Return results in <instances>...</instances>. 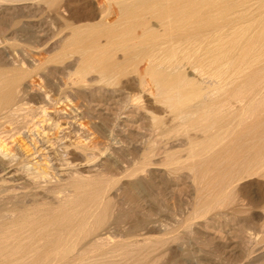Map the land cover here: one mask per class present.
<instances>
[{
	"label": "bare ground",
	"instance_id": "6f19581e",
	"mask_svg": "<svg viewBox=\"0 0 264 264\" xmlns=\"http://www.w3.org/2000/svg\"><path fill=\"white\" fill-rule=\"evenodd\" d=\"M83 1L76 6L73 0H0V5H40L62 21L65 34L58 36L63 32L60 26L61 31L53 36L62 38L61 45L53 55L48 51V57L54 64L73 58V85H85L86 77L95 74V81L103 86L123 84L127 77L125 85L131 82L141 90L151 87L148 96L170 116L167 125L143 109L151 114L158 140L181 137L185 141L183 157L176 153L180 149H170L159 164L160 175L187 177L193 187L192 208L177 226L189 232L199 221L201 227L225 238L247 239L252 245L245 259L258 245L263 244L264 250V0H103L100 5ZM3 68L0 114L8 110L11 119L15 112L9 109L29 74ZM155 142L147 145L141 162L123 177L144 173L154 164ZM3 143L0 161L6 169H25L33 178L44 174L43 165L32 162L30 150L12 152ZM70 145L74 154L87 157L95 148L79 142ZM69 175L61 177L63 184L58 181L67 193L54 204L22 206L0 217L4 219L0 222V264H165L170 260L169 248L178 241L177 226L154 237L143 232L141 238L90 240L122 218L121 209L114 214L117 205L109 196L118 179L98 171ZM137 183L133 181L135 188ZM132 195L130 199L137 201L136 192ZM139 224L146 225L148 232L154 229L145 219Z\"/></svg>",
	"mask_w": 264,
	"mask_h": 264
},
{
	"label": "rangeland",
	"instance_id": "374dc122",
	"mask_svg": "<svg viewBox=\"0 0 264 264\" xmlns=\"http://www.w3.org/2000/svg\"><path fill=\"white\" fill-rule=\"evenodd\" d=\"M77 1L73 0L72 4L75 2L74 5L78 6L81 1L82 4L85 3L83 0ZM93 1L95 2L94 5H100L103 2V0ZM50 13L48 9L40 5L30 6L24 3L9 6L0 5V68L4 69V66L6 69H14L13 71L17 73V70L20 69V72L26 71L29 74L22 79L21 86H19L20 88H18L14 99L15 102L9 109V111L15 112L12 118L7 117L6 111L8 110L1 111L0 142H4L3 144L12 152L19 149L30 150L34 159L32 162L37 161L38 166H44H42L44 174L35 177V179L25 169H16L15 172L13 168L6 169L0 161V217L5 218L13 211L21 209L22 206L39 205L41 203L54 204L60 196L63 197L62 194L67 193L62 186L61 188L58 187V183L63 182L60 181L62 176V179H65L66 175L68 177L70 173H72L70 175H76L78 172L84 175H95L98 171L106 174V177H112L113 180L114 178L118 179L115 180L117 182L112 187L109 196L113 204L117 205L114 214L121 213L122 218L126 215L127 220L124 216V223L120 218V222L122 221L119 222L120 224L116 222V225L113 223L107 225L97 233L98 235L96 234L97 236L94 235V238L90 240L95 238L97 240V237H101L108 238L109 242H113L131 236L141 238L138 236H142L144 233L149 237L159 236L164 230L179 225V222L186 217L192 208L193 187L189 185V178H167L160 175L162 174V167L159 164L163 162L165 152L167 150L176 152L180 149L176 153L183 157L181 150L185 146V141L181 137H173L163 143L158 140V130L156 131L152 127L150 123L151 114L148 113L151 111L152 114H156L161 119L163 118L167 125L170 122V116L152 102V96H148L151 87L141 90L131 82L125 85L127 77L122 80L124 85L119 83L121 86L119 84L103 86L95 81V74L86 77L87 83L85 85H73L70 80L75 67L73 58L66 59L63 64L60 61H56V64H54L55 61L50 60V53L53 55L58 50L61 45L59 41L65 34L64 27L62 28L63 25H61L62 21L59 23L60 19ZM13 23L15 25H12ZM59 28L63 30L62 33L57 32ZM60 29L59 31H61ZM56 32L61 37L55 36L54 38ZM13 45H16V47ZM140 69H143L142 66ZM138 96L140 99L137 98ZM17 111L18 113H16ZM76 142L89 146L93 144V148L98 149L94 148L91 152L92 155L90 154L88 157L83 153L76 152L74 154L70 144ZM151 142H155L153 143L154 149L151 158V162L154 164L146 167L147 174L144 171V173H138L132 178L123 177V174L125 176L128 173L127 170L130 171L133 166L135 167L141 162L147 145ZM89 160L90 162H87ZM133 181L134 183L138 182L137 189L133 185ZM134 191L138 196L136 197V199L138 198L137 201L130 199L135 197L132 195L135 193ZM119 209L123 213L121 210L119 212ZM2 219L0 222L4 220ZM144 219L149 222V228L153 227L155 230L148 232L145 228L146 225L144 227L139 224ZM201 225V222L195 221L190 229L192 232L189 231L190 234L181 227H175L177 231L174 233L178 234V241L171 244L169 248L171 255L168 252L170 260L165 264H257L260 261L262 262V259L264 262V258L261 257L264 256L263 244H261V247L257 246L259 250L256 249V251L259 253L255 251L253 255L250 254L245 259L244 253H247L246 249L249 250V246L252 245L250 241H246L247 239H244V241L241 238L238 240V238L234 237V239L230 236L225 238L224 234L215 233L210 229L207 230ZM90 240H86L83 244L87 245ZM247 242H249V245H247ZM243 246H245L244 249ZM259 254L260 257L257 256ZM254 256L258 257L257 261L262 259L257 262Z\"/></svg>",
	"mask_w": 264,
	"mask_h": 264
}]
</instances>
